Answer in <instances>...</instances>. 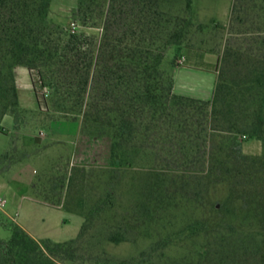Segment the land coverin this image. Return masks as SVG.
Here are the masks:
<instances>
[{"label":"rangeland","instance_id":"obj_1","mask_svg":"<svg viewBox=\"0 0 264 264\" xmlns=\"http://www.w3.org/2000/svg\"><path fill=\"white\" fill-rule=\"evenodd\" d=\"M167 1L185 8L186 0ZM261 4L264 0H193L188 38L182 46L169 47L164 70L173 75L174 67L185 62L184 55L190 64L202 62L198 51L192 50L198 49L215 63L218 81L221 60L227 52L248 54L259 27L264 35V24L258 23L264 17ZM78 5L79 0H53L49 19L73 32L95 37L96 54L103 59V49L108 43L113 44L108 48L117 45L122 31L114 24L106 32L100 5L97 26L84 24L77 14ZM246 61L231 56V75L239 76L237 69L245 70ZM18 74L24 102L19 99V106L5 115L13 119L8 128L2 121L1 133L9 134V143L0 147V239L10 240L20 229L42 244L48 239L76 241L73 258L49 255L42 246L46 254L30 264L264 263L261 256L257 260L251 255L233 254L234 244L223 242L219 236L228 224L246 231L259 230L264 222V186L256 194L220 173L209 177L203 172L204 165L213 160L207 152L213 146L225 145L226 136L233 134L203 137L199 156H172L168 151L173 144L165 139H170L172 132L177 137L181 134L171 129L169 122L162 138L157 137L158 154L150 148L137 150L136 144L130 143L113 160L114 139L91 118L87 101L82 104L77 98H61L48 87L47 102L40 106L34 90L27 87L21 72ZM198 106L186 107L192 126L215 128L216 123L205 118ZM235 137L239 143L235 146L237 160L245 156L264 160L262 141L246 135ZM25 138H31V148L22 151L27 147ZM52 146L57 149L50 151ZM184 161L191 163L180 168ZM27 162L37 171L32 187L19 192L11 189L7 185L16 177L15 171ZM168 163L176 169L172 173L177 181L161 177L154 169ZM184 175L191 179L181 180L179 176ZM186 181L192 185L183 189ZM113 233H124L125 240L111 241Z\"/></svg>","mask_w":264,"mask_h":264},{"label":"trees","instance_id":"obj_2","mask_svg":"<svg viewBox=\"0 0 264 264\" xmlns=\"http://www.w3.org/2000/svg\"><path fill=\"white\" fill-rule=\"evenodd\" d=\"M52 3L53 0H0V132L5 115L19 106L15 68L23 65L29 69L40 106L47 102L50 88L61 98H77L82 104L87 101L91 118L114 139L113 160L118 151L122 153L130 143L136 144L137 150L150 148L152 153L158 154L157 137L162 138L169 122L173 124L171 129L181 134L177 137L172 132L170 139H165L173 144L168 151L172 156H199L203 137L233 134L226 136L225 145L213 146L212 151L207 152L213 160L204 165L203 172L209 177L220 173L258 194L256 191L264 186V160L249 156L237 160L235 146L239 143L235 136L246 135L264 145V35L259 33L261 27L253 38L254 48L248 49V54L229 51L223 57L213 98L204 101L174 93V76L163 68L169 47L182 46L188 38L193 24L189 14L193 0H186L182 10L167 0H79L77 14L84 24L97 26L100 5L106 32L114 24L122 31L117 45L108 48L113 45L108 43L103 49V59L96 54L95 37L50 21ZM260 10L264 14V4L260 5ZM261 22L264 24L263 16L258 23ZM126 40H130L129 44L123 46ZM231 56H237V60L247 59L245 70L237 69L239 76L231 75ZM176 61L177 58L175 64ZM188 105L198 106L201 114L211 123L215 122L216 127H193L189 122L191 114L186 109ZM94 109L97 113H93ZM190 163L184 161L180 168ZM154 169L161 177L177 181L172 173L176 169L171 163ZM179 178L191 179L187 175ZM182 185L187 189L192 184L186 181ZM262 224L259 230L250 231L228 224L219 236L223 242L234 244L233 254L251 255L257 260L261 256L264 261V222ZM124 237V233H113L110 240L120 242ZM48 240L42 244L25 231L16 230L10 240L0 239V264H30L39 255L46 254L43 247L52 256L73 258L75 255V240L63 243Z\"/></svg>","mask_w":264,"mask_h":264},{"label":"crops","instance_id":"obj_3","mask_svg":"<svg viewBox=\"0 0 264 264\" xmlns=\"http://www.w3.org/2000/svg\"><path fill=\"white\" fill-rule=\"evenodd\" d=\"M192 50L198 51L201 58L200 60H202V62H192L190 64L189 58L187 57V55H184L185 62L180 65H176L173 70V76L175 80L174 90L177 94H181L184 96L201 100H210L214 95L215 87L217 84V72L215 70V63L213 62L211 57L207 55V53L198 49ZM18 72H21V75L27 82V87L33 89V84L29 70L23 66L17 67L15 73L19 90L18 93L20 102L23 104L24 100L21 97ZM11 123H13L12 117L9 115L5 116L3 119V126H5V128H8ZM57 134L59 133L57 132ZM25 139L27 143H24V145L27 147L21 148L22 151H26L31 148V138ZM7 143H9V134L6 135V133L4 134L0 132V147L2 149L5 148ZM55 149H57V146H52L49 148L50 151H53ZM14 174H16V177H12L7 186L19 192L23 189L29 190L32 187L34 183L33 176L37 174V171L35 170L31 162H27L21 164Z\"/></svg>","mask_w":264,"mask_h":264},{"label":"built area","instance_id":"obj_4","mask_svg":"<svg viewBox=\"0 0 264 264\" xmlns=\"http://www.w3.org/2000/svg\"><path fill=\"white\" fill-rule=\"evenodd\" d=\"M73 25H75V24H73Z\"/></svg>","mask_w":264,"mask_h":264}]
</instances>
